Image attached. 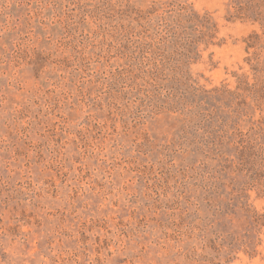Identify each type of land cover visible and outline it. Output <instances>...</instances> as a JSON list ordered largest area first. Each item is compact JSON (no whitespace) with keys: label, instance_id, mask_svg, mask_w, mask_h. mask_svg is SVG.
<instances>
[{"label":"rangeland","instance_id":"1","mask_svg":"<svg viewBox=\"0 0 264 264\" xmlns=\"http://www.w3.org/2000/svg\"><path fill=\"white\" fill-rule=\"evenodd\" d=\"M180 4L218 24L190 72L249 164L173 112ZM231 4L0 0V264H264V21Z\"/></svg>","mask_w":264,"mask_h":264},{"label":"trees","instance_id":"2","mask_svg":"<svg viewBox=\"0 0 264 264\" xmlns=\"http://www.w3.org/2000/svg\"><path fill=\"white\" fill-rule=\"evenodd\" d=\"M262 4V0H232L233 11L228 19L264 21ZM173 6L176 7L175 12L172 11L166 21L163 20L159 33V44L165 47L166 71L170 73L172 81H179L183 88L181 94L184 93L175 101L173 112L179 113L187 127L197 131L206 145L219 147L220 152L229 147L235 149L240 164L255 161L257 156L253 154L251 137L242 132L239 123L218 117L214 108L210 107L209 101L214 98L212 95L222 90L206 91L198 86L190 72V66L202 57L203 52L223 43L219 38L218 24L209 13L201 14L182 4ZM240 82L244 83L242 80ZM245 208L248 213L252 212L248 206ZM252 217L259 219L256 213Z\"/></svg>","mask_w":264,"mask_h":264}]
</instances>
